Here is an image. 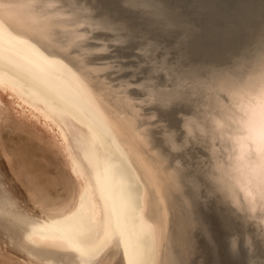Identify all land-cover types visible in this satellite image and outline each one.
Listing matches in <instances>:
<instances>
[{
  "label": "bare ground",
  "instance_id": "bare-ground-1",
  "mask_svg": "<svg viewBox=\"0 0 264 264\" xmlns=\"http://www.w3.org/2000/svg\"><path fill=\"white\" fill-rule=\"evenodd\" d=\"M214 1L0 0V88L65 124L87 177L68 213L37 222L0 206L30 264H104L113 251L206 264L199 178L243 225L232 246L241 236L246 264H264V21L231 36L246 2ZM136 39V61H117ZM126 70L137 79L113 78ZM191 151L193 169L176 156Z\"/></svg>",
  "mask_w": 264,
  "mask_h": 264
},
{
  "label": "rangeland",
  "instance_id": "rangeland-1",
  "mask_svg": "<svg viewBox=\"0 0 264 264\" xmlns=\"http://www.w3.org/2000/svg\"><path fill=\"white\" fill-rule=\"evenodd\" d=\"M113 1L118 5L121 0ZM201 1L204 2V6L211 4L212 11L216 8L214 0ZM245 2L246 9L243 14L234 19L237 22L233 24L235 29L231 36L245 37L249 31L248 24H253L252 21L258 23L260 19L264 21V0H245ZM183 4L184 2L181 5ZM121 7L128 14L134 12L133 16L140 14L138 9ZM257 16L261 18L258 20ZM218 24L227 25L229 21L222 20ZM188 27L192 25L189 24ZM139 40L136 39L127 45L126 49L121 50V54L127 57L118 58L117 61L125 64L136 61L131 55L137 53L135 46ZM244 43V39L238 40L234 45L235 49H240ZM131 72L132 70H126L114 75L113 78L121 76L136 80L137 78L130 76ZM0 102V206L9 201L8 208L11 212L22 213L37 222L62 215L66 210H74L87 177L78 173L80 177L75 170L78 160L82 159V154L65 124L48 119L42 111L32 107L9 89L0 88ZM158 141L160 142L161 138ZM194 152L191 151L190 155L184 152L176 154V156L183 154L186 157L181 166L193 169L191 164L194 160L191 155ZM197 183L200 184L199 189L195 187L196 182L189 183V189L200 192L195 206L197 216L202 219V225L205 227L202 242L207 257L206 264H246L241 253L243 248L241 236L237 237L239 244L236 247L231 243L233 234L243 229L241 221L230 215L226 206L216 196L206 195L207 184L202 178H199ZM7 222L0 215V233L3 234L0 235V264H30L28 256L20 251L13 241L15 239L11 238V232L7 231V228L13 230L12 224ZM104 264H127V262L123 251H113Z\"/></svg>",
  "mask_w": 264,
  "mask_h": 264
},
{
  "label": "clouds",
  "instance_id": "clouds-1",
  "mask_svg": "<svg viewBox=\"0 0 264 264\" xmlns=\"http://www.w3.org/2000/svg\"><path fill=\"white\" fill-rule=\"evenodd\" d=\"M182 127H185L186 128L187 127V124L182 122ZM237 148L239 150V145H237Z\"/></svg>",
  "mask_w": 264,
  "mask_h": 264
}]
</instances>
